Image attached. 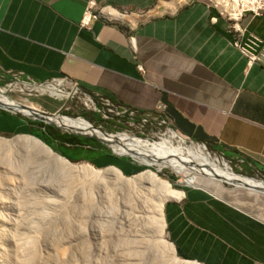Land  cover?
Instances as JSON below:
<instances>
[{
	"label": "crops",
	"instance_id": "0c3cea01",
	"mask_svg": "<svg viewBox=\"0 0 264 264\" xmlns=\"http://www.w3.org/2000/svg\"><path fill=\"white\" fill-rule=\"evenodd\" d=\"M88 1L0 0V75L35 83L67 77L90 95L140 111L164 104L184 139L245 154L264 168V68L248 65L207 0L175 10L173 0H95L153 12L134 31L103 21L81 28ZM241 25L264 40V15L246 14ZM0 132L41 130L0 112ZM165 217L186 260L264 264V194L199 181Z\"/></svg>",
	"mask_w": 264,
	"mask_h": 264
},
{
	"label": "rangeland",
	"instance_id": "374dc122",
	"mask_svg": "<svg viewBox=\"0 0 264 264\" xmlns=\"http://www.w3.org/2000/svg\"><path fill=\"white\" fill-rule=\"evenodd\" d=\"M175 1L173 0L169 7H173V2ZM187 1L190 0L182 1L179 6ZM171 10L173 9L171 8ZM10 82L17 83L10 77L5 79V82L1 85L2 88L7 90L6 93H1L6 98H10L23 106H35L45 112L47 109L56 110L52 113L59 112L62 118L67 120L88 122V124L112 136L127 134L139 140H149L152 143H157L163 137L162 135L165 134L164 136H166L169 132L167 126L156 125L145 128H132L127 125L126 121L118 118L105 120L102 112H98V110H103L96 100L94 102L97 104L98 110L94 111L80 98H59L52 96L50 92L36 94L35 92L24 91L23 93L21 91L23 86L20 83L14 89L5 87V84ZM9 114L38 122L32 118ZM50 126L54 127L59 133L68 134L62 127L60 129L54 125ZM25 135L38 138L35 136V132H0V139L15 140L17 137ZM72 135L79 137L78 135ZM85 139L94 138L87 137ZM40 140L43 141L42 139ZM197 144L202 145V143L195 141L184 140L182 146L187 149L189 154L188 147ZM58 146L54 144V149L50 148L61 155ZM206 147L214 158L227 163L238 175L264 181L263 166L251 157L241 153L224 151L216 145L206 144ZM105 148L116 156L108 147L105 146ZM39 151L37 148L18 147L11 151L0 150V264H24L25 256L29 252H27V246L31 247L30 244L34 246V248H30L34 253V264L35 262L38 264L40 262L38 260L47 258L51 259V264H135L138 252L136 251L134 239L135 236L136 238L138 237L136 235L137 231L142 232L144 230L143 225L146 222H144L145 224L143 222L137 224L132 223L130 220L123 221L118 215L115 216L117 219L114 221L108 213L106 203L101 199V192L95 189L92 184L85 186V180L77 177V179L71 180V187L68 190L69 195L61 196L58 191L60 188H67L69 183L66 185L65 181L70 182V179L60 175L57 170L54 171L52 163H48V160L40 155ZM116 157L119 159H130L135 166L143 167L142 170L132 175L124 174L128 178H133L147 171H153L161 179L169 181L175 189L184 192L191 186H195L199 181H208L226 188H233L231 185L222 184L206 177L197 175L190 177L189 174L178 170L174 166L157 162L153 158L151 161L154 163L142 160L133 161L130 156ZM72 163H88L101 171L109 167H116L113 165L97 166L84 160ZM158 169L161 171H158ZM173 177L175 178L174 181L171 180ZM51 179L52 182L50 181ZM190 179H193L194 183L185 185L184 181ZM62 181L64 185H61ZM83 183V187L89 188L87 191L81 189V192L79 188L82 186L80 184ZM115 192V196L113 195L109 203L120 210L118 213L121 216L125 211H141V203L135 199H129L130 204H132L131 207H124L122 196L120 197L119 191ZM143 192H146L145 195L147 196L150 195L149 191L144 190ZM173 201L165 204V211L166 207ZM115 213L118 214L117 211ZM167 234L168 229L166 227V239L172 243ZM132 235L134 236L132 237ZM129 250L133 251L132 253L134 254L132 255ZM25 251L27 253H24ZM179 257L182 258L181 256Z\"/></svg>",
	"mask_w": 264,
	"mask_h": 264
},
{
	"label": "bare ground",
	"instance_id": "6f19581e",
	"mask_svg": "<svg viewBox=\"0 0 264 264\" xmlns=\"http://www.w3.org/2000/svg\"><path fill=\"white\" fill-rule=\"evenodd\" d=\"M182 1L184 0H176L173 7L170 8L175 10L176 6H179ZM38 90L41 93L50 92L52 96L54 95L59 98L63 97V95L58 93L55 87L52 86L45 89L39 88ZM0 102L4 104L5 107L16 109L18 112L26 115H33V112L38 111V108L35 106H23L10 98H6L1 93ZM33 116L36 115L34 114ZM46 120H52L58 127H62L64 131L78 132L84 135L97 136L101 139H105L113 149L122 156H133L135 160L154 163L151 161L153 158L157 162L174 166L178 170L189 174L190 177L195 175L202 176L222 184L231 185L233 188H242L264 194V181L238 175L227 163L218 158H214L208 152L206 145L197 144L189 146L188 149L190 153L188 154L187 149L182 146L186 139L176 132L171 131L166 134V136H164V134L159 142L152 143L149 140H139L127 134H117L114 136L106 135L102 130L88 124V122L71 121L62 118V116L59 118H46ZM17 147L39 149V154L45 157L48 163H52L55 169L54 171L57 170L60 175L69 177L70 182L65 181L66 185L69 183L68 187L60 188L58 191V194H61V196L65 197L69 195L68 190L71 187V180L80 178L85 180V186L87 184H92L95 189L101 192V199L106 203L108 213L114 221L117 219L115 216L118 215L123 221L130 220L132 223L137 224L146 222V224L144 223L145 225H143L144 230L142 232L137 231L136 235L138 237L136 238L135 236L134 239L136 242V251L138 252L136 256L139 258L135 259V264H200L180 258L176 253L174 244L166 239L167 222L165 217V204L173 200H183L185 192L175 189L169 182L161 179L155 172L147 171L133 178H128L116 167H109L101 171L88 163L74 164L54 152L48 145L36 137L25 135L19 136L15 140L0 139V150L11 151ZM158 171L161 170L158 169ZM53 179L55 180V178ZM50 181L52 182V179ZM193 183V179L184 181L185 185H191ZM62 184L64 185L63 181L61 182V185ZM80 185L82 186H80L81 188H79V191L81 189L87 191L89 188L83 187L84 183ZM90 190H92V188H90ZM144 190L149 191L152 196L145 195L146 192H143ZM115 191H119L120 197L122 196V204L124 207H131L132 204H130V200L135 199L137 202L141 203V211H125L121 216L118 213L120 210L109 203ZM115 211H117L118 214H116ZM133 236L134 235H132V237ZM30 246L34 248L31 244ZM27 247L26 250L29 252H24L28 255H24L26 259H24L25 261L23 262L24 264H34V253L30 250L31 247ZM130 252L132 253L133 251ZM133 254L134 253H132V255ZM38 261H40L38 264L52 263L49 258ZM36 263L37 262H35V264Z\"/></svg>",
	"mask_w": 264,
	"mask_h": 264
},
{
	"label": "built area",
	"instance_id": "2783aa9c",
	"mask_svg": "<svg viewBox=\"0 0 264 264\" xmlns=\"http://www.w3.org/2000/svg\"><path fill=\"white\" fill-rule=\"evenodd\" d=\"M208 4L218 11L220 17L227 21L228 33L232 37L231 43L247 59L248 65H259L264 68V40L249 33L241 25L246 14H252L256 17L264 15V0H209ZM152 15L153 12L150 11L118 8L110 4H98L95 0H90L87 3L80 26L87 29L90 28L93 22L103 21L107 24L119 25L134 31L150 19ZM5 79V76L0 75V93H6L7 91L1 87ZM12 79L17 83H6L5 87L14 89L20 83L23 86L21 91L41 94L39 88L45 89L52 86L64 98H80L86 105L97 111L98 107L94 102L96 100L103 110H98V112H102L105 120L118 118L126 121L127 125L132 128H145L156 125L167 126L169 132H176L165 115L166 106L164 104L158 105L154 111H140L136 108L115 104L101 95H90L82 89L78 82L67 77L53 79L48 83H35L24 80L17 74L12 75ZM38 111L45 112L39 109ZM55 114H59V112Z\"/></svg>",
	"mask_w": 264,
	"mask_h": 264
},
{
	"label": "trees",
	"instance_id": "16d2710c",
	"mask_svg": "<svg viewBox=\"0 0 264 264\" xmlns=\"http://www.w3.org/2000/svg\"><path fill=\"white\" fill-rule=\"evenodd\" d=\"M0 112L7 113L1 110ZM27 121L40 127L41 132L35 133V136L42 139L46 145L54 149V141H56L59 145L58 150L61 153L60 156L68 159L70 162L84 160L92 162L97 166L113 165L119 168L125 175H132L143 169V167L135 166L130 159H119L112 155L103 144L95 139H83L69 134H62L50 125H45L41 122H31L30 120ZM67 145L73 147L75 150L73 152L71 151V153L68 152ZM84 146L88 148L85 149ZM171 180L174 181L175 178L173 177Z\"/></svg>",
	"mask_w": 264,
	"mask_h": 264
},
{
	"label": "water",
	"instance_id": "95a60500",
	"mask_svg": "<svg viewBox=\"0 0 264 264\" xmlns=\"http://www.w3.org/2000/svg\"><path fill=\"white\" fill-rule=\"evenodd\" d=\"M0 109L2 110H5L6 112H9V113H12V114H17V115H21V116H24V117H28V118H32L38 122H41V123H46V124H49V125H54V126H57L55 123L52 122V120L50 121H47L46 118H59L61 117L62 115L61 114H51V113H48V112H42V111H35L33 112V115L35 114L36 116L34 117L32 114L31 115H26V114H23L21 112H18L16 109H13V108H7L5 107L4 104H2L0 102ZM58 127V126H57ZM60 128V127H58ZM61 129V128H60ZM69 135H78L79 137H82V138H87V137H92L94 138L95 140H97L99 143L105 145L106 147H108L110 150L113 151V153L116 155V156H122L118 153L115 152V150L113 149V147L105 140V139H101L97 136H88V135H84L82 133H78V132H69V131H66ZM105 133V132H104ZM106 135H110L108 133H105ZM85 149H87L88 147L84 146ZM131 159L134 161L135 158L133 156H130ZM136 161V160H135Z\"/></svg>",
	"mask_w": 264,
	"mask_h": 264
}]
</instances>
